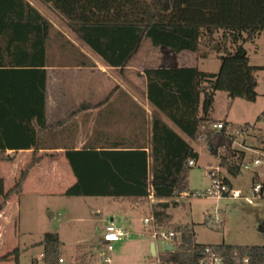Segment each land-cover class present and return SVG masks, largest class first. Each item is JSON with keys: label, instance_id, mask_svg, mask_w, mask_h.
I'll return each mask as SVG.
<instances>
[{"label": "trees", "instance_id": "trees-1", "mask_svg": "<svg viewBox=\"0 0 264 264\" xmlns=\"http://www.w3.org/2000/svg\"><path fill=\"white\" fill-rule=\"evenodd\" d=\"M36 1L60 16L83 44L120 74L127 70L143 41L159 49L163 57L190 53L199 61L209 57L219 60L216 73L191 65L176 66L167 58L158 66L136 72L147 103L179 133L153 113L148 135L142 111L133 139L121 138L99 150L91 145L79 150L66 148L63 157L75 182L62 195L111 198L133 208L147 206L154 226L178 237L173 251L163 253L158 264H197L205 246L225 264H235L236 259L244 257L250 264H264V246L198 244L192 227L172 223L166 212L177 205L173 199L183 194L191 197L188 172L192 166L188 162L195 163L198 157L192 142L206 146L229 177L241 172L247 157L243 150L232 147L235 132L250 135L255 124L235 126L225 120L214 121L210 113L216 92L232 100L256 99V73L264 71V66L251 65L244 46L264 37V0ZM51 28L26 0H0V75L7 81L0 87V94L17 90L23 98L16 107L0 104V160L9 159L6 150H32L30 161L3 196L0 212L11 196L19 195L29 171L42 158L38 152L43 149L47 132L55 129L45 117L44 67ZM217 123L222 128L212 127ZM257 144L256 149L264 150V135L257 137ZM252 182L260 186L258 195L263 197L264 176L257 180L255 175ZM223 184L231 188L224 177ZM168 199L171 203L165 201ZM38 245L42 257L32 259L30 264H59L65 257L63 243L55 232L44 233ZM91 251L92 246L77 245L73 264L92 261ZM19 256L20 250L15 248L0 256V263Z\"/></svg>", "mask_w": 264, "mask_h": 264}, {"label": "rangeland", "instance_id": "rangeland-1", "mask_svg": "<svg viewBox=\"0 0 264 264\" xmlns=\"http://www.w3.org/2000/svg\"><path fill=\"white\" fill-rule=\"evenodd\" d=\"M244 48L251 65L264 66L263 36L252 44H246ZM161 57L159 49H154L148 41H143L123 74L101 67L99 62V74H93L90 70L88 72L89 93H99V97H102L114 89L115 95L132 94L143 103L142 83L135 73L158 66L162 61ZM180 63L197 66L199 70L210 73H216L219 68V60L216 57L196 61L195 56L190 53H186ZM255 91L257 96L254 102L232 100L225 93L216 92L210 113L214 120H225L235 126L255 124V129L250 135L236 136L232 145L233 148L246 153L245 163L249 166L248 170L241 169L238 176L229 177L219 169L217 158L206 146L191 143L198 157L188 172V192L200 196L173 199L177 205L170 206L166 212L170 215L172 223L192 227L198 244L264 246V196H255L252 191L253 177L256 175L257 180H261L264 176V150L256 149L259 146L257 137L264 135V71L256 73ZM127 135L121 131L119 136L124 138ZM249 158H252V161L257 159L259 164H251ZM23 167L20 165L16 168L13 164L0 160V201L14 185ZM211 169H217L228 179L232 190H240L241 198L209 195L206 190L211 184L208 177ZM46 171L44 165L40 169H32L26 179L25 192L18 211L12 213L11 207L8 206L3 213L0 212V256L15 248L20 250L17 260L8 259L0 264H30L32 259L39 260L42 249L38 243L43 233L55 232L59 228L65 252L64 264H73L75 247L96 245L110 219L126 231V236L113 244L110 264H158L159 257L163 255L161 241L153 239L148 231L149 227H145L142 222L149 216L147 206L133 208L127 202H118L111 198L81 197L71 200L75 201V205L66 203L63 205L64 210L58 209L57 207L62 205L61 198L50 194L61 190L65 185L57 184L49 178L44 179L42 172ZM66 173L67 176L63 177L65 182H69L73 175L67 167ZM244 198L251 199V203H247ZM14 199H17L15 195L6 202L12 203ZM52 201L58 206H51ZM151 201L156 203L155 200ZM165 201L171 203L172 200ZM68 216L74 217L72 222H63ZM81 236V239H77ZM150 243L155 245L156 256L149 252Z\"/></svg>", "mask_w": 264, "mask_h": 264}, {"label": "crops", "instance_id": "crops-1", "mask_svg": "<svg viewBox=\"0 0 264 264\" xmlns=\"http://www.w3.org/2000/svg\"><path fill=\"white\" fill-rule=\"evenodd\" d=\"M26 1L52 26L46 47V64L44 67L46 71L47 93L45 117L47 124L54 126L55 129L47 132L43 149L38 152L39 155H42V158L34 167H39L40 169L41 166H46V173L42 172L44 179L49 178L56 181L57 184L65 185L61 190L50 194L53 197L59 196V198H61L60 204H62V207L56 206H58V209L64 210V204L70 203L71 205H75V201L71 200L81 198L65 197L62 195L63 192L75 182L74 177L69 182H65V178L63 177L67 176L66 167L70 171L63 157L65 149L73 148L79 150L86 145H91L95 147L96 150H99L100 147H111L115 143L120 142L122 138L119 136L121 131L128 134L124 139H133L134 132L138 126L137 118L140 119L139 114H142V111L145 117L144 127L149 135L150 117L153 113H158L147 103L145 98L143 103H141L138 101L137 97L132 94H107L99 97V93H89V70L93 71V74H99V62L102 64L100 65L101 67L103 66L111 70L114 69L107 67L98 56L83 44L78 37L68 29L60 16L36 0ZM185 54L186 53H182L176 56L165 55L161 58H167V60L174 65L180 66L184 65L180 63V60L183 59ZM186 60L189 59L186 58ZM1 76L2 75H0V87H5L7 81ZM15 85L17 86V83ZM22 99V95L17 94V90L12 94H0V104L3 103L2 106L5 108L7 103L8 105L12 103V105L16 107L18 103L20 104L22 102ZM83 105H88L87 109L81 110L80 108ZM158 115L162 121L179 133L167 119L160 114ZM211 119L214 120L213 118ZM31 153L32 150H19L17 152L6 150L5 156L9 157V159L2 161L13 164L16 168L18 166L20 167V165L25 166L31 159ZM32 169L29 171L26 179L29 178ZM26 179L22 184L19 195H15L17 199L14 200L16 201L13 200L14 203L6 202L1 213H3L8 206L11 207L12 213L19 210L20 200L25 192L24 187L26 185ZM51 206L56 207L53 201ZM73 218L72 216H68L63 222H72ZM110 222H113V220L110 219ZM59 229L55 232L60 239ZM82 237L83 236L77 239H81ZM154 250L156 256L155 245Z\"/></svg>", "mask_w": 264, "mask_h": 264}, {"label": "built area", "instance_id": "built-area-1", "mask_svg": "<svg viewBox=\"0 0 264 264\" xmlns=\"http://www.w3.org/2000/svg\"><path fill=\"white\" fill-rule=\"evenodd\" d=\"M213 128L220 129L222 128L221 123H217L212 126ZM236 136L241 135L240 132H235ZM253 165H258L259 161L256 159L251 162ZM194 163L192 161L188 162V166H193ZM241 169L248 170L249 166L247 163H243ZM208 177L210 178L211 184L210 188L206 190L209 195L221 196L226 194L227 196L231 195L233 198L238 199L241 198L240 190H232L223 184V176L217 169H211L208 172ZM252 191L255 196L258 195L260 191V186L257 184L253 186ZM191 196H200L198 194H191ZM181 197L186 198V194H183ZM247 203H251V199L244 198ZM143 225L145 227H149L148 231L151 233L153 239L161 241V247L163 251V245L167 244L173 247L174 244L178 241V237L175 233L171 231H165L160 228H157L153 224V218L148 216L142 220ZM126 236V231L120 226H117L113 222H109L106 224L100 234L99 240L96 245L92 246L91 256L92 261L87 264H110L111 258L110 254L112 251V247L114 243L121 241ZM163 253H165L163 251ZM39 259L42 257V254H39ZM59 264H64L63 259H59ZM197 264H225L222 257L211 251L209 246H205L203 248V252L201 257L199 258ZM235 264H250L249 259L244 257L243 259L235 260Z\"/></svg>", "mask_w": 264, "mask_h": 264}, {"label": "water", "instance_id": "water-1", "mask_svg": "<svg viewBox=\"0 0 264 264\" xmlns=\"http://www.w3.org/2000/svg\"><path fill=\"white\" fill-rule=\"evenodd\" d=\"M163 251L164 252H171V251H173V247L170 245L164 244L163 245ZM149 252L152 256H155V250H154V244L153 243H150V245H149Z\"/></svg>", "mask_w": 264, "mask_h": 264}]
</instances>
